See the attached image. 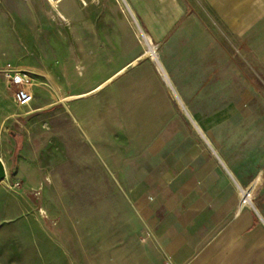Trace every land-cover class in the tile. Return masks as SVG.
<instances>
[{"label": "rangeland", "instance_id": "374dc122", "mask_svg": "<svg viewBox=\"0 0 264 264\" xmlns=\"http://www.w3.org/2000/svg\"><path fill=\"white\" fill-rule=\"evenodd\" d=\"M20 2L0 0V152L12 162L0 181V264H122L132 245L137 258L127 188L153 163L143 147L166 112L180 120L174 133L241 135V147L261 150V162L238 165L256 170L242 193L256 190L250 206L264 221V27L240 34L205 0H181L182 16L153 43L124 0L129 31L115 11L103 20L108 0H78L88 19L77 27L47 0ZM102 33L119 42L98 43ZM7 66L28 74V106L15 104Z\"/></svg>", "mask_w": 264, "mask_h": 264}, {"label": "crops", "instance_id": "0c3cea01", "mask_svg": "<svg viewBox=\"0 0 264 264\" xmlns=\"http://www.w3.org/2000/svg\"><path fill=\"white\" fill-rule=\"evenodd\" d=\"M47 1L69 27H77V22L85 18L81 11L74 9L78 0ZM108 1L111 12L103 20L109 22L115 11L129 31L128 18L118 0ZM10 2L21 3L20 0ZM102 2L98 0L99 8ZM124 2L133 21V15H139L153 43L162 42L172 23L184 12L181 0ZM205 3L227 27L239 29L240 34L242 29L264 27V0H205ZM100 37L98 43L119 42L111 34L102 33ZM105 57L102 52L98 54V59ZM153 59L167 81L156 58ZM130 64L126 62L112 70L108 79L121 75ZM162 117L160 129L151 130L153 136L143 147L144 156L150 157L153 163L142 168L140 179L128 185L126 194L128 211L137 224L136 233L144 247L136 258L135 247L127 246L128 253L122 264H264V221L242 194L256 170L241 169L238 165L247 161L248 156H253L254 161L258 157L261 162V150L241 147L242 141L243 144L246 141L243 138L241 141V135H202L205 140L196 135H179L173 131L180 123L177 116L166 112ZM13 137L6 143L13 145L16 153L22 136ZM0 160L5 170L7 163L12 164L3 152ZM153 255L157 256L155 263L151 261ZM111 264L117 263L112 260Z\"/></svg>", "mask_w": 264, "mask_h": 264}, {"label": "built area", "instance_id": "2783aa9c", "mask_svg": "<svg viewBox=\"0 0 264 264\" xmlns=\"http://www.w3.org/2000/svg\"><path fill=\"white\" fill-rule=\"evenodd\" d=\"M1 74L8 87L13 90V100L15 104L19 107L28 106L33 99L28 74L22 71H17L9 66L5 67Z\"/></svg>", "mask_w": 264, "mask_h": 264}, {"label": "bare ground", "instance_id": "6f19581e", "mask_svg": "<svg viewBox=\"0 0 264 264\" xmlns=\"http://www.w3.org/2000/svg\"><path fill=\"white\" fill-rule=\"evenodd\" d=\"M150 47H151V45H150ZM160 67V66H159ZM161 68V67H160ZM248 191H250V189L249 190H244L243 191V195H244V199H245V201H249L251 198H252V196H253V194H254V192L256 191H254L253 189H252V191H250V192H248Z\"/></svg>", "mask_w": 264, "mask_h": 264}, {"label": "water", "instance_id": "95a60500", "mask_svg": "<svg viewBox=\"0 0 264 264\" xmlns=\"http://www.w3.org/2000/svg\"><path fill=\"white\" fill-rule=\"evenodd\" d=\"M5 177H6L5 167L2 163V161L0 160V181L4 180Z\"/></svg>", "mask_w": 264, "mask_h": 264}]
</instances>
